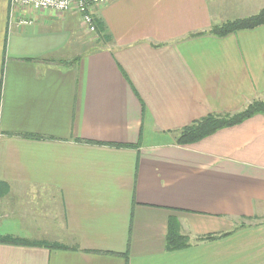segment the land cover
Segmentation results:
<instances>
[{
	"label": "crops",
	"instance_id": "0c3cea01",
	"mask_svg": "<svg viewBox=\"0 0 264 264\" xmlns=\"http://www.w3.org/2000/svg\"><path fill=\"white\" fill-rule=\"evenodd\" d=\"M263 9L108 0L93 46L75 12L18 27L0 0V236L60 246L0 243V264H264V114L176 143L264 101V25L209 34ZM61 32L67 58L53 56ZM171 226L188 248L166 251Z\"/></svg>",
	"mask_w": 264,
	"mask_h": 264
},
{
	"label": "trees",
	"instance_id": "16d2710c",
	"mask_svg": "<svg viewBox=\"0 0 264 264\" xmlns=\"http://www.w3.org/2000/svg\"><path fill=\"white\" fill-rule=\"evenodd\" d=\"M93 21L96 28L95 33H97L98 36L103 37L102 33L104 31V27L102 25V22L96 19L94 16ZM262 25H264V9L251 17L228 21L221 25L214 26L209 31V34L216 37H226L230 34H234L243 30H252ZM261 114H264V101L260 100L252 102L246 109L238 113L208 114L205 117L194 121L192 124L181 129L178 132L176 143L180 146L192 145L207 138L208 136L216 133L221 129L234 127L256 115ZM227 235L229 234H223L220 236L210 235L201 238V240H214L226 237ZM0 243L28 247H46L50 249L60 248V246L55 244L30 242L12 236H0ZM189 246L190 243L188 241V238L184 235H181L177 227L171 226L169 228V232L166 239V251H178L188 248Z\"/></svg>",
	"mask_w": 264,
	"mask_h": 264
},
{
	"label": "built area",
	"instance_id": "2783aa9c",
	"mask_svg": "<svg viewBox=\"0 0 264 264\" xmlns=\"http://www.w3.org/2000/svg\"><path fill=\"white\" fill-rule=\"evenodd\" d=\"M108 0H10V22L18 27L31 26L34 21L25 12H54L59 15L75 12L80 15L81 23L90 32L96 31L93 12L104 6Z\"/></svg>",
	"mask_w": 264,
	"mask_h": 264
},
{
	"label": "rangeland",
	"instance_id": "374dc122",
	"mask_svg": "<svg viewBox=\"0 0 264 264\" xmlns=\"http://www.w3.org/2000/svg\"><path fill=\"white\" fill-rule=\"evenodd\" d=\"M62 23L63 24L66 23V26L69 25L70 27L72 25L71 23H68V21H66V20L61 18L58 21H55V23H54L55 27L54 28L58 29L59 27H61V28L64 29V27L62 26ZM79 23L82 24L81 20H80V16L77 15L76 16V21L74 23V25H75L74 28H75L76 31H78ZM85 32H86V35H87V37H85L86 40L91 39L92 40V44L94 46L96 44V42H97L95 33L88 31L87 28H85ZM66 33L67 32H65V33L61 32L59 34V38H57L58 39L57 46H58L59 50L57 52H54L53 56H60L61 58H67V57L71 56V53L74 50V45H72V42H70L69 37H68V35Z\"/></svg>",
	"mask_w": 264,
	"mask_h": 264
}]
</instances>
